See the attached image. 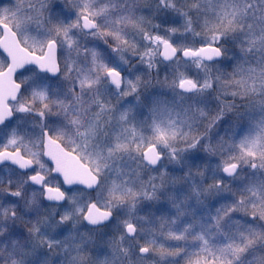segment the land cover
<instances>
[{
    "label": "snow or ice",
    "instance_id": "snow-or-ice-1",
    "mask_svg": "<svg viewBox=\"0 0 264 264\" xmlns=\"http://www.w3.org/2000/svg\"><path fill=\"white\" fill-rule=\"evenodd\" d=\"M0 264H264V0H0Z\"/></svg>",
    "mask_w": 264,
    "mask_h": 264
}]
</instances>
